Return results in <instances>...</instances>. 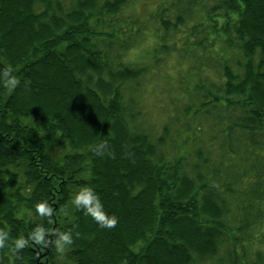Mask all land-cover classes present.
Listing matches in <instances>:
<instances>
[{"label":"trees","instance_id":"16d2710c","mask_svg":"<svg viewBox=\"0 0 264 264\" xmlns=\"http://www.w3.org/2000/svg\"><path fill=\"white\" fill-rule=\"evenodd\" d=\"M158 1L140 62L137 0H0V72L19 80L0 79V229L28 240L0 264H264V0ZM81 185L115 227L71 203Z\"/></svg>","mask_w":264,"mask_h":264},{"label":"clouds","instance_id":"9594fccd","mask_svg":"<svg viewBox=\"0 0 264 264\" xmlns=\"http://www.w3.org/2000/svg\"><path fill=\"white\" fill-rule=\"evenodd\" d=\"M0 79H3L9 92L13 91L19 83L17 77L13 74V68L11 66L4 68L3 71L0 72ZM71 203L77 209H82L87 215H90L101 228H113L117 224V217L115 215H110L105 210L99 195L88 185L79 186L71 197ZM35 210L41 216H51L53 211L48 202L43 200L36 203ZM45 233L46 229L43 226H37L30 234V238L37 244L47 245L49 240L46 239ZM10 240L11 243L9 244ZM52 243L57 253H64L67 247L73 243L72 231L66 230L56 232ZM27 244L28 240L23 236L13 240L10 238V234L7 230L0 229V247L9 245L16 256L19 250L24 248Z\"/></svg>","mask_w":264,"mask_h":264},{"label":"rangeland","instance_id":"374dc122","mask_svg":"<svg viewBox=\"0 0 264 264\" xmlns=\"http://www.w3.org/2000/svg\"><path fill=\"white\" fill-rule=\"evenodd\" d=\"M158 3V0H137V2L132 5V9H134L136 14L140 16L141 21L146 26V29L144 30L143 36L139 39V41L136 43V46L128 55V60L140 62H148L150 60L149 56L155 43L153 29L154 24L150 13L155 9ZM167 71L173 76L177 73V68H175L173 62H169V64L167 65L166 72ZM167 87V83L163 82V87L160 86L157 89L156 94H148L147 97L146 109L150 112L151 122L155 126L158 125L160 121L164 118L163 113L160 111L161 102H158L157 100L159 97L166 96L165 94L168 93L166 91Z\"/></svg>","mask_w":264,"mask_h":264}]
</instances>
